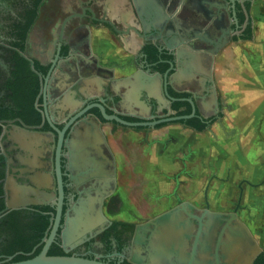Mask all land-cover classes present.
Returning a JSON list of instances; mask_svg holds the SVG:
<instances>
[{"label": "flooded vegetation", "instance_id": "flooded-vegetation-1", "mask_svg": "<svg viewBox=\"0 0 264 264\" xmlns=\"http://www.w3.org/2000/svg\"><path fill=\"white\" fill-rule=\"evenodd\" d=\"M156 1L166 28L151 52L137 15L156 9L155 0L124 9L120 0H0V264L42 250L60 189L48 255L145 264L134 233L155 232L144 225L182 206L176 218L191 228L177 233H215V241L247 233L259 248L251 264L264 256V104L235 101L217 72L226 51L250 55L258 1ZM93 29L136 52L123 62L108 57L94 48ZM141 46L150 52L143 66L158 74L155 103L142 95L127 104L114 71L133 59L142 65ZM190 52L192 72L165 82L170 64L181 67ZM99 104L128 124L104 118Z\"/></svg>", "mask_w": 264, "mask_h": 264}, {"label": "water", "instance_id": "water-1", "mask_svg": "<svg viewBox=\"0 0 264 264\" xmlns=\"http://www.w3.org/2000/svg\"><path fill=\"white\" fill-rule=\"evenodd\" d=\"M155 5L157 10L155 8L152 9L141 6L137 15L139 22V29L137 31L139 33V37L144 38V42L146 45L150 46L148 50L151 52L155 49L160 51V46L157 43V40L160 38L159 35L164 32L166 28L165 12L156 0ZM152 34H157L158 37L152 38ZM163 41H166V39H163ZM142 47L143 46L139 48L140 53L142 52V65L139 64L138 60L136 59L130 60L129 63L124 67L125 69L133 68L135 71L122 77L120 80L122 81L124 89L133 98L144 95L149 102L155 103L153 92L158 74H152L149 70H146L145 66H143L144 63H147L146 58L150 52H144ZM164 51L171 55L176 54L178 60L182 56L181 52H175L171 47H165ZM195 55L196 54L190 52L189 60L186 62H181V67L179 65L176 67L173 65L174 63H171L170 70L172 71V74L169 76V78H167L165 74V82L167 79H175L184 74L192 72L190 63L194 59ZM97 106L99 107L104 118H115L116 120L121 121L115 116L106 115L101 104ZM180 118L184 117H172L166 120H176ZM123 123L128 124L125 122ZM21 127L25 131H29V133L33 132L30 131L33 129H30V127L26 125H21ZM51 128L54 131H57L53 125ZM64 132L65 128L59 132L60 137ZM6 207L11 208V206ZM181 210L182 206L177 207L145 224V230H148L149 225L151 224L156 228V231L153 233H134L133 244H140V247L138 246V257L145 261V264H251L255 256L258 254L259 248L256 244V241L250 234L247 233L245 238L249 246L246 254L244 252L240 253V251L237 250L240 248V246H245L246 240L236 236V233H226V239L222 238L223 233H221L216 241L215 233H177L178 231L180 232L181 230L191 228L190 226L183 225L176 218V215L180 214ZM60 212L61 189L54 227L42 250L31 258L14 261L7 264H109L107 262L77 256L47 254L48 246L55 234L54 232L60 218ZM209 223L210 225H206L205 228L213 229L211 222ZM160 226H162V228H160ZM84 234L85 233H63V239L65 240L69 237H80ZM214 242L216 249L215 251H212ZM142 244L145 245L144 249L142 248ZM189 246L191 247L190 251H188ZM142 254L143 256H141ZM139 262L141 261L132 260V263L135 264H140Z\"/></svg>", "mask_w": 264, "mask_h": 264}, {"label": "crops", "instance_id": "crops-1", "mask_svg": "<svg viewBox=\"0 0 264 264\" xmlns=\"http://www.w3.org/2000/svg\"><path fill=\"white\" fill-rule=\"evenodd\" d=\"M120 3L122 4L120 7L122 9H124V8H126L125 5L128 4V0H120ZM92 31H93L94 36H95L94 48L96 50L104 49L106 51V55L108 57L110 56L112 58L114 56H118L119 57L118 59L121 62H123V61H127L128 59H130V57L133 55V53L136 52V50L133 49L131 42L128 43V42L124 41V44L122 46L118 45V43H116V41L114 39H112L107 34L105 29H93ZM262 45H264V43ZM236 55H237L236 50L231 51V52L226 51L222 55V59L219 63V67L217 70V72L220 76L221 86L225 87L227 90L234 92L235 101H238L240 103L249 102V103H252L253 105H257L258 103L264 104V92H261L262 95L260 97L252 96L253 94L250 95L249 94L250 92H247V90L251 89L250 88L251 86H249V84H248L249 83L248 79H251L253 61L249 57L247 58L246 65L244 67V72L242 73V65L237 64L236 59H235ZM263 58L259 61L260 65L257 64L260 66L261 69L264 66V59ZM131 72H132V69L115 70L114 76L124 77ZM241 79H246V81L243 82L244 85L242 82L241 83L238 82V80H241ZM243 90H244L243 94L245 95V100L238 99V97H237L238 94L242 93ZM249 95H250V97H249ZM123 100L127 104H131V103L141 104L142 103V101L135 100L134 98H132V96H130V94H128L125 89H124ZM123 148L128 149L129 147H126V145L124 144ZM153 150L154 151L157 150V146L155 147V149L153 148ZM154 158H155V163H158L159 160H161L160 162L163 163L164 162L163 158H165V157L163 155L158 156L155 153ZM124 160H127V159L124 158Z\"/></svg>", "mask_w": 264, "mask_h": 264}, {"label": "rangeland", "instance_id": "rangeland-1", "mask_svg": "<svg viewBox=\"0 0 264 264\" xmlns=\"http://www.w3.org/2000/svg\"><path fill=\"white\" fill-rule=\"evenodd\" d=\"M257 1H258L257 5H253L252 7L253 39L250 46L249 43L246 44V47L250 49L251 53L249 55L247 52H244L242 49L236 50L237 55L235 59L238 65H242V73L244 72V67L246 65L247 58L249 57L253 61L251 79H248L249 82L248 84L249 86H251L250 87L251 89L247 90V92H250L249 93L250 95L253 94L252 96L260 97L262 95L261 92H264V66L262 69L259 66L260 65L259 61L264 57L263 56L264 45H262L264 43V0H257ZM245 81L246 79L238 80V82L240 83L241 82L243 83ZM243 93L244 90L242 91V93L238 94L237 96L238 99L245 100V95ZM208 176L209 174H206V178Z\"/></svg>", "mask_w": 264, "mask_h": 264}, {"label": "trees", "instance_id": "trees-1", "mask_svg": "<svg viewBox=\"0 0 264 264\" xmlns=\"http://www.w3.org/2000/svg\"><path fill=\"white\" fill-rule=\"evenodd\" d=\"M0 207H1V205H0ZM254 264H264V256L261 255V257L259 259H257Z\"/></svg>", "mask_w": 264, "mask_h": 264}]
</instances>
